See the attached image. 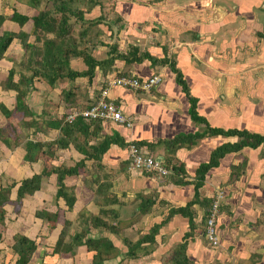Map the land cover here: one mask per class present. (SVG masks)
Segmentation results:
<instances>
[{"label":"crops","instance_id":"0c3cea01","mask_svg":"<svg viewBox=\"0 0 264 264\" xmlns=\"http://www.w3.org/2000/svg\"><path fill=\"white\" fill-rule=\"evenodd\" d=\"M42 1L45 2V0ZM229 1L235 5V8L228 7ZM129 3H132L135 8L132 12L128 10L130 14L116 11L115 17L119 18L118 22H120L117 30L106 20L100 24L101 27L107 24L105 27L110 31V38L115 37L120 31L130 35L131 40L128 41L127 47H120V50L128 51L132 47H138L139 50L149 52L157 58L166 56L174 58L189 83L191 93L198 99V113L204 116L212 127L246 129L264 134L260 132L263 127L259 126L264 96L256 93V86L259 85L257 83L264 87V77H259V81L254 84L255 81L251 80L253 71H249L248 84L244 86L249 93L255 92V97L259 95L257 106L252 104L250 108L252 115L246 116L253 118L252 121L245 116H238V112L232 109V106L220 101L223 98L222 90L227 88L230 94L236 92L235 84L239 80L233 77V64L247 60V58L244 59L247 52L252 55V58L254 57L252 53L260 50L263 52L256 55L259 57L264 55V40L260 38L264 33V16L260 14L264 12L262 7L264 0H130ZM137 3L141 4L136 6ZM141 6L147 10L146 13H141ZM112 8L115 10L114 5ZM105 9L107 16L110 14L109 9L106 6ZM14 12L27 16V21L20 24L14 19ZM0 14L4 16L0 25V36L6 31L16 34L10 46L0 57V104L7 107L5 99L2 98L11 95L14 98V107H7V109L16 112L18 86L23 84L20 81L26 74L14 68L18 58L9 57V53L16 51V48L24 47L25 49L20 37L21 32L28 33L29 41L35 43L36 35L32 18L37 14V9L34 5H28L25 0H0ZM91 14H96L91 19L99 17L100 6L93 5L89 13L84 16ZM239 20L244 21V26L238 33L233 34L236 29L230 30L232 34L227 33L220 38L227 26L235 27ZM259 46L262 48L260 49ZM13 47L16 48L13 50ZM107 47L105 44L98 45L92 53L93 57L97 60L107 59L109 57V55L105 56ZM123 66L128 68L123 70L121 69ZM255 66L264 67V60L256 63ZM70 67L78 71L88 68L82 57H73L70 60ZM242 67L240 66L239 69ZM12 69H15V74L11 84H15L16 87H11L9 84ZM17 74L18 76L15 77ZM122 74L139 77L159 74L163 77L162 83L151 92L120 86L110 87L108 96L120 104L123 114L131 120V126L105 120L101 123L94 122L90 125L89 131H95L98 137L91 140L89 144L96 143L104 135L111 136L115 132L127 145L119 147L111 144L102 155L103 169L99 161L88 159L86 166L80 168L79 174L66 176L65 185L73 188L76 195V202L71 209L63 197H57L56 173L44 176L41 188L21 200L18 199V185L14 187L9 193V202L5 206L6 219L4 223H0V264H17L18 254L12 248L15 235H22L35 241L36 248L27 264H93L94 251L89 250L86 245L76 246L74 253L54 251L66 220L71 222V225L63 244L71 242L75 233H80L83 241L87 237H107L120 250V254L105 260L103 264H137V262L161 264L167 251L174 244V240H178L177 237L181 235L183 229L188 230V218L176 214L155 235L154 244L143 243L135 248L138 254L137 259H130L132 257L126 254L128 251L126 237L129 236L124 233L122 236L111 231H102L93 227L91 222H88L89 231H84L87 224V221H82L85 217L84 213L89 217V211L98 212L99 210V207L93 203L96 202L95 190L98 186L95 178L108 182L109 192L115 195L117 201L107 207L118 209L122 220L129 214V209H132L131 218H138L137 214L141 213L140 208L141 210L144 208L142 205L145 199L154 200L151 206L145 207L146 213L132 225L138 228L143 222L148 223V226L146 224L141 226L147 231L141 233V237L137 236L133 241L131 239L133 243L149 233L152 226L161 223L173 206H184L194 198L193 184L178 185L173 182V175L160 176L150 171L142 172L129 168L127 146L130 142L146 141L155 144L158 139L169 140L179 133L200 132L203 127L191 120L188 113L189 102L176 81V74L169 66L153 65L146 58L141 62L133 63L117 59L113 69L107 73L97 68L92 83L89 82L88 77H78L75 80L58 79L53 86L46 80L49 87L47 89L42 87L40 91L41 108L36 111L37 109L29 106L27 112L21 111L23 122L20 125L14 124V129L12 124H7L9 117L13 114L10 113L11 115L7 117L0 110V188L1 186L5 188L14 180L20 181L42 173L46 164L49 171L51 165L57 167L56 164L59 163L58 166H61L66 162H73L72 165H74L84 159V155L72 144L65 148L55 144L50 151L47 149L46 144L52 143L61 136L60 129L51 128L48 122L59 121L60 123L61 121L64 124L68 109L82 110L100 93L99 89L104 86V80L107 85L108 75H111L110 79H113ZM35 78L30 91L35 85ZM117 87L121 88L120 92L114 90ZM30 91L29 99L37 98V92L30 93ZM26 99L25 96L24 100ZM25 105L23 108H27ZM27 115L29 120L26 119ZM23 125L28 127L29 131L22 130ZM5 129L7 131H4ZM18 132H22L21 139ZM235 137L205 136L198 139L191 147H176L173 154L168 152L163 143L154 149L155 154L165 161L168 160L167 158L175 157L173 162L183 163L187 173L182 177L193 181L197 168L201 163L210 160L215 148L227 141L234 142ZM27 141L43 144L41 150H36L34 160L24 159ZM142 147L145 151L153 153L147 145ZM259 148L258 151V148L245 147L238 152L228 153L220 159L217 167L209 171L206 182L200 189V198L213 200L219 190L224 191L225 198L222 201L217 223L219 231L222 230L225 234H220L219 237V245L222 246L220 254L205 252L206 246L203 241L205 234L204 230L201 232L200 230L205 223L204 213L207 207L199 203L195 204L193 206L195 228L198 232L194 233L188 241L186 249L187 256L193 260L194 264H210L211 262L220 264L224 260L223 264H264V167L261 162L263 158H260L261 146ZM91 165L97 168V171L94 172L93 168L89 176L86 169ZM234 168H238L236 174L232 172ZM165 205L168 206L166 210ZM38 211H44L42 218L38 217ZM54 214H57V219H50L49 217ZM128 218L130 219V216ZM154 259L157 261H151Z\"/></svg>","mask_w":264,"mask_h":264},{"label":"trees","instance_id":"16d2710c","mask_svg":"<svg viewBox=\"0 0 264 264\" xmlns=\"http://www.w3.org/2000/svg\"><path fill=\"white\" fill-rule=\"evenodd\" d=\"M41 1L42 0H25L28 5H34L37 9V14L32 19L35 27L34 33L36 35V43H40L42 41V44L37 45L29 42V34L26 32H21L20 37L23 41L24 46L32 48L33 54L40 57V59L38 61L34 60V66H29L26 64L23 65L25 68L29 70L31 69L33 73L29 77L24 76L25 79L22 78V80L20 81L23 83L22 85L25 87V90L21 86H18V94L16 96L15 106L16 110L22 109L23 98L25 97L26 91L30 89L34 78L37 76L43 77L52 86L58 79L75 80L78 77H88L89 82L92 83L95 78L97 68H100L104 73H107V71L113 69L114 63L117 59L125 60L127 63H133L141 62L146 58L149 59L153 65L169 66L170 69L176 74V81L182 88V91L186 94L187 100L189 102L188 113L191 120L197 124L203 125V127L200 132L195 131L193 133H179L169 140L158 139L155 144H151L150 142L146 141H133L137 146L147 145L151 149H153L154 147H158L163 143L167 147L168 152L173 154V150L176 147H191L192 145L196 144L198 139H201L205 136L221 135L236 136L238 138L237 141H227L216 147L215 150L211 153L210 160L199 165L193 181L188 179L185 180L182 177V175H186L187 173L185 165L183 163L176 164L175 162H173L174 157L172 159L167 158L168 160L166 161L164 160L172 171L171 174L173 175V182L178 185L193 184L195 186L194 198L184 206L172 207L169 210V214L166 216V218H164L161 223L152 226L149 233L144 235L140 240L138 239L135 243L126 241V244L128 246V251L126 254L136 259L138 258V254L135 252V248L143 243H153L155 241V235L159 233L161 227L167 224L176 214H181L184 217L188 218L190 231L183 235L182 242L174 247L171 255V260L174 264H194L193 260H191L187 256L186 249L188 240H190L194 235V230L196 227L194 212L195 210L193 209V206L199 203L200 205L207 207L204 213L205 225L207 223V217L210 213L213 200L211 198H200V189L204 186L209 171L212 168L217 167L220 163V159L225 157L228 153L238 152L245 147L257 149L261 146L264 149V134L250 132L246 129L240 130L236 128L224 129L220 127H212L207 119L198 113V99L191 93L189 83L182 70L177 66V62L174 58H169L167 56L164 58H157L151 55L149 52L139 50L138 47H132L131 50L128 51H120L118 49V44H114L112 45V48L109 52L110 56L107 59L97 60L87 49H79V46L77 44V37L80 39V41H91L94 38L90 35V31L91 28H93V25H100L105 20H107L105 9L106 5H104L103 1L45 0V2H47V6L40 9L39 6ZM93 5L100 6L101 15L97 17L96 20L87 22L89 26L87 28H83L85 30H83L82 28L78 29L79 33L76 34L75 24L69 21L70 18L75 16L80 21H86L83 16L84 14L89 13L90 7H92ZM82 6H85L86 8H82ZM110 11H112V8H109V13H112ZM55 14H59V16ZM13 17L20 24L25 23L28 19L27 16L20 15L16 12H14ZM3 20L4 16L0 14V25ZM118 20L119 18H116L115 22H117ZM99 33L97 32V37L100 36ZM15 35L16 34L14 33H9V31H6L2 36H0V57L3 56L8 46H10ZM262 36H264V33H262ZM73 57H82L88 68L84 71L73 70L70 67V60ZM14 74L15 69H12L10 72V78H12ZM11 83L12 79L9 80V84L11 87H16L15 84ZM103 85V87H106V83H104ZM90 103L91 101L87 104V106ZM0 110L3 112V114H6L7 117L9 116L10 113L6 106L0 104ZM71 110L72 109H69L68 112H70ZM94 122L101 123L103 122V120H85L82 116L78 115L70 123L67 121H65L64 124H62L61 121L60 123L59 121L48 122V125L51 128L60 129L61 136H59L52 143H48L45 146L51 147L56 144L60 148H65L69 144H72L77 151L84 155L85 158L78 162L75 166H57L55 168H52V170L49 169V171L46 165L44 170L40 174H35L31 178H25L20 181L14 180L5 188L4 186H1L0 223H4L6 219L7 212L5 210V206L9 202L10 191L18 185V199L21 200L27 195H32L37 190H39L42 186L43 177L50 175V173H56L58 177L57 197H63L66 200L69 208H73L76 202V195L73 188L67 187L65 185L64 180L66 176L79 174L80 168H84L86 166V160L88 159H95L96 161H99L101 164V169H103L104 166L101 162L102 155L109 149L110 145L116 144L119 147H125L127 145L124 139L115 132L111 136L104 135L102 139L96 143L89 144L91 140H95V138L98 137L95 131H89L90 125H92ZM42 147L43 144H41L40 142L27 141L25 143L26 154L24 156V159L28 161L34 160V154L36 150H41ZM236 169L238 168H234L232 170L234 174H236ZM95 182L98 183V186L95 190V201L102 206V209L97 215H92L91 217L86 216L82 218L83 222L87 221V224L84 227V231H89L88 222H91L93 227L99 228L102 231L106 230L113 233H119L120 231H123L127 227L132 226L136 221H138L139 217L141 218V215H144L146 213L145 207H148L149 205L151 206L154 203L153 199L145 200L142 205L144 206V208H142V210L140 208L141 213L137 214L138 218L135 217L128 222H124L121 219V214L118 209L107 207L112 203H116L117 201L115 195L109 192L110 186L108 185V182L102 181L100 178H95ZM37 215L38 217L42 218L44 216V211H38ZM57 217V214H54L49 218L55 220L57 219ZM70 225L71 222L66 220L64 228L63 230H61L59 239L57 240L54 251L74 253V248L76 246L86 245L89 250L94 251L92 259L93 264H103L105 260L115 258L118 254H120V250L116 248L107 237H87L83 241L82 235L80 233H75L72 236L71 242L63 244L65 235L69 230ZM12 248L18 254L16 263L27 264L31 254L36 248V244L35 241L30 240L25 236L15 235Z\"/></svg>","mask_w":264,"mask_h":264},{"label":"rangeland","instance_id":"374dc122","mask_svg":"<svg viewBox=\"0 0 264 264\" xmlns=\"http://www.w3.org/2000/svg\"><path fill=\"white\" fill-rule=\"evenodd\" d=\"M101 1H103L104 4L106 2V6H107L108 9L110 7L112 8L113 5H114L115 10H114V8H112V11H115L114 13H116L117 10H118V12L125 13V12H128V10H130L132 12V9H135V8H133V4L132 3H129L130 0H108V2H107V0H101ZM46 3L47 2L42 1V8L43 7L45 8L47 6ZM130 4H131V7H129ZM139 4H141V3H137L136 6H138ZM142 4L144 5V3H142ZM49 6H50V3H49ZM85 6H82V8H85ZM141 7H142L141 13H144V12L146 13L147 10H145V8L143 6H141ZM228 7L233 9V8H235V5L231 1H229L228 2ZM262 7H264V4L262 5ZM114 13L108 14L106 16V18H107L106 21L108 22L109 25H112L113 24L112 27L115 26L116 27L115 29L117 30L118 29V26H120V22H118V21L115 22V20H116L115 19L116 18L115 16L117 15V13L116 14H114ZM150 14H155V13H151L150 12ZM260 14H263L262 16H264V12H260ZM55 15L59 16V14H55ZM95 15L96 14H91V15H88V16L87 15L86 16H83V18L86 19V21H80L75 16L71 17L69 21H71L73 24H75V33L78 34L79 33L78 32V29H80V28H82V29L83 28H87L89 26V24L87 22H89L91 20H96L97 18L91 19ZM262 16H260V18H262ZM243 23H244L243 20H239L238 21V24L235 25V27H234V25L227 26L226 29H225V31H224V33H223V35H221L220 38L224 37L225 34H227V33L232 34V32L230 30H234L235 31V29H236V31L233 32V34L234 33H238L241 30V27L244 26ZM105 26H107V24H103L102 27H101V25H93V28H91V31H90V35L93 36L94 38L91 41H82V40L80 41V39L77 37V39H78L77 44L79 46V49H87L92 54L93 51H94V49L98 45L106 44L108 47H107V53H106L105 56L108 57V55L110 56V53L109 52H110V50L112 48V45L118 44V46H119L118 49L119 50H120V47L121 48H126L127 45H128V41L131 40V38H129L130 35H128L125 31L124 32H121L120 31L115 37L110 38V34H109L110 31ZM101 29L103 30V32L101 31ZM83 30H85V29H83ZM97 32L98 33L99 32H102L101 34L99 33L100 34V37H97ZM263 37L264 36H262V37L260 36V38H262V40H264ZM28 41H29V39H28ZM34 44L40 45V44H42V41L40 43H36V40H35V43ZM259 47H260V49L262 48L261 46H259ZM15 48L16 47H13V50ZM16 49H17L16 51H11V53H9V57L14 56V58H18V60L15 62L16 63V66L14 65V68H17V70L19 72H25L26 76L29 77L30 74L33 73V71L31 69L29 70V69L25 68L23 65L26 64V65H29V66L30 65L31 66H34L35 65L34 60L35 61H38L40 59V57H38L35 54H33V49L30 48V47H26L25 46V49H24V47H22L21 49L20 48H16ZM120 51H124V50H120ZM261 52H263V51L260 50L259 52H253L252 53L254 55L253 58H252V55L247 52V55L244 57V59L247 58V60H244L242 62L244 65L241 63V61L240 62H237V64L236 63L233 64V67H232V69H233L232 70L233 77H236L239 80L235 84L237 86L235 93H231V94L228 93L229 90L227 88L221 91V94L223 95V98H221L220 101L222 103H226L229 106H232V109H234L236 112H238V116L241 115V116H245V117L248 116L249 117L250 115H252V111H250V108L253 106L252 104H254V106L255 105L257 106V103L259 101V95L262 94L264 96V87L261 86L260 83H257L259 81V77H264V67H258L259 65L258 66H255L256 63H260L262 60H264V57H263L264 55H261V57H259V56L256 55L257 53L261 54ZM31 58H33V59H31ZM232 61H234V59H232ZM245 64H246V67H245ZM240 66H243V67L239 69ZM127 68H128V66L121 67V69H123V70H126ZM249 71H253V73L251 75V80L255 81L254 84L255 83L259 84V85L256 86V89H257L256 93L259 94L256 97L254 96L255 95L254 94L255 92L249 93V91L246 89L247 87L244 88V86L248 84L247 82L249 80L248 79V77H249L248 76ZM111 75H108L106 77V78H108L107 79L108 81L109 80H112V79H110V76ZM17 76H18V74L15 77H17ZM10 79L13 80V77L12 78H9V80ZM65 81H69V80H65ZM104 83H106V80H104ZM21 87L24 88V90H25V87L22 84H21ZM42 87H44L45 89H47L49 87L48 82L46 81V79L36 77L35 78V85L33 86L32 91H30L31 88L28 91H26L25 96L27 97V99L25 101L24 100L25 97L23 98V103L24 102L25 103L22 105V109H18V110H16V112L9 111V113L13 114V116L12 117H9L10 119L8 118L9 121H7V124H12L13 129H14V124H19L20 125L21 122H23V118H22L21 111L27 112L28 109H29V106H30V108L37 109L36 111H39L38 108H41V100L42 99H40V97H41V92L40 91H41ZM101 89L102 88H100L99 91ZM120 89L121 88L117 87L114 90L120 92L121 91ZM244 89H245V91H244ZM29 91H30V93L33 92V91L37 92V98L29 99V98H31V96L29 97ZM2 99L3 100L5 99L8 108L14 107V102H13L14 101V98L11 95H6ZM25 104L27 105V108H23ZM257 108H259V107H257ZM68 111H69V109H68ZM68 111H66V113H65V117H64V120L65 121H69V119H68L69 115L73 114L71 112H75V111L78 112V110H71L70 113ZM51 112H52V110H51ZM11 114H9V116ZM260 116H261V118L259 119V121H260L259 122V126H262L263 127V129H261L260 132L264 133V106H263V108H261V114H260ZM248 117H246V118L249 119L250 121H252L253 118H248ZM246 118H245V120H246ZM26 119L29 120V115H27ZM201 129H202V127H201ZM22 130H24V131L27 132V131H29V128L23 125ZM4 131H7V129H5ZM18 133H19V137L21 139L22 136L20 134L22 132H18ZM15 134H16V131H15ZM235 140L237 141L238 138L235 137V139H233V141H235ZM9 142H10V144H13L11 141H9ZM14 143H16L15 140H14ZM150 143L152 144V142H150ZM51 148H52V146L51 147H47V149H51ZM154 148H156V147H154ZM153 149H152V152L154 153V155L156 156V158L161 157L159 155H156L155 154V151L156 150L155 149L153 150ZM261 149L262 150H261V153H260V158H263L261 160V162L263 163V167H264V149H263V147H261ZM257 150L259 151L260 148H258ZM174 159H175V157H174ZM77 163L78 162H76L74 165H72L73 162H66V163H62L63 165H61L59 167H62V166H64V167L65 166L66 167L75 166ZM46 165H48V164H46ZM56 165L58 166L59 163L56 164ZM52 168H55V167H53L51 165L50 170H52ZM93 168H94V172L97 171V168H95V167H93L91 165L90 168H87L86 169L88 171L87 175L90 176L92 174ZM239 172H240V170H239ZM170 175H172V174H170ZM6 184L7 185L9 184L8 181L6 182ZM93 203H95L99 207V210H98V212L89 211L90 217L92 215L99 214L100 210L102 209V206L100 204H98L96 202H93ZM167 207L168 206L165 205V210L167 209ZM173 207H178V206H173ZM131 211H132V209H129V214L123 220L124 222H128L129 220H132L133 218H135V217H132L131 218ZM151 211H152V209H151ZM84 216L86 217L87 215L84 213ZM128 216H130V219L128 218ZM145 224L148 226V223L143 222L142 224H140V227H138V228L135 227V226H132V227L129 226V227H127L124 230V232L123 231H120L119 233H116V234L123 236V233H124L126 236H129V237L124 236V237H126V240L127 241H131V239L133 241V239H135L137 236H140L141 237L142 236L141 233H144V231H147V229L145 230L144 228H141V226L143 227V226H145ZM202 225H203V227L201 228L200 232L202 230H204V234L206 236V225H205V223H203ZM188 231H190V227H188V230L187 231H184V229H183V231L181 232V235L179 237H177L178 240H174V244L170 247V250L167 251V255L166 256L164 255L165 258H163V262L161 264H174L172 262V260H171V255H172V252L174 250V247L177 246L178 244H180L182 242L183 235H185ZM100 232H102V231H100ZM196 232H198V231H196V228H195L194 233H196ZM220 234L221 235H224L225 233L221 230V232L219 231V235ZM205 236H204V240L203 241L205 242L204 244H205L206 248L204 249V251L205 252L207 251L208 253L217 252L218 254H220L219 252H221V247H222L221 244L219 246H217L216 248L215 247H212V246H209V243L205 239ZM130 259H134V258H130ZM151 261H157V260L154 259V260H151ZM135 262H137V260H135ZM224 262H225V260L222 261L220 264H223ZM137 264H139V263L137 262ZM210 264H215V263L214 262H211Z\"/></svg>","mask_w":264,"mask_h":264},{"label":"built area","instance_id":"2783aa9c","mask_svg":"<svg viewBox=\"0 0 264 264\" xmlns=\"http://www.w3.org/2000/svg\"><path fill=\"white\" fill-rule=\"evenodd\" d=\"M162 81L163 77L159 74L151 75L149 77H139L130 74L116 76L108 81L106 87H102L100 93L88 106L78 112H71L73 114L69 115L68 119L72 122L76 116L80 115L85 120L114 121L129 127L131 126V120L123 114L120 104L108 96L110 87L120 86L136 91L151 92L157 88ZM128 151L130 154V169L142 172L150 171L157 173L160 176H169L171 174V169L168 168L162 157L156 158V156L145 151L143 147L137 146L132 142L128 147ZM224 198V191L219 190L213 198L210 213L207 217L205 239L212 247H217L219 245L220 235L217 220L220 215V208Z\"/></svg>","mask_w":264,"mask_h":264},{"label":"clouds","instance_id":"9594fccd","mask_svg":"<svg viewBox=\"0 0 264 264\" xmlns=\"http://www.w3.org/2000/svg\"><path fill=\"white\" fill-rule=\"evenodd\" d=\"M131 143V142H130ZM130 143H129V145H130ZM132 143H134L133 141H132ZM129 145H128V147H129ZM140 147H142V146H140ZM149 153V152H148ZM128 154H129V151H128ZM152 154V153H151ZM152 155H154V154H152ZM155 156V155H154ZM129 168H130V154H129ZM132 170V169H131ZM138 171V170H137Z\"/></svg>","mask_w":264,"mask_h":264}]
</instances>
